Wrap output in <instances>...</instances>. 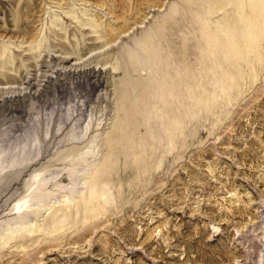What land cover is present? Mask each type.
<instances>
[{
	"label": "rangeland",
	"instance_id": "1",
	"mask_svg": "<svg viewBox=\"0 0 264 264\" xmlns=\"http://www.w3.org/2000/svg\"><path fill=\"white\" fill-rule=\"evenodd\" d=\"M216 2L0 0V264H264V0Z\"/></svg>",
	"mask_w": 264,
	"mask_h": 264
},
{
	"label": "bare ground",
	"instance_id": "2",
	"mask_svg": "<svg viewBox=\"0 0 264 264\" xmlns=\"http://www.w3.org/2000/svg\"><path fill=\"white\" fill-rule=\"evenodd\" d=\"M189 1L190 2H196V3H199L200 1H202V4H200V6H201V8H200V17L203 16L204 12H205V9H206L205 8V6H206L205 2H207V0H189ZM212 1H217L216 2L217 4L224 5V4H228L229 2H231L233 0H212ZM248 1H251L250 4L252 3V0H243L242 4L240 6L241 7V11L240 12L233 11L234 13H232L233 21L231 23V27H233L235 30H241V29L244 30L245 29V26H247V25H246V22H245L244 18L246 16L251 17L252 21L257 23V21H256L257 19L256 18H258L259 8L258 7H252V6L247 8L246 6H244V2H248ZM245 10H246V12H245ZM170 16H171V14L170 15L169 14L166 15L165 19L167 18V19L171 20L172 17H170ZM168 26L164 25V23H160V25H157V26L153 27L151 30H147L144 33V36L142 38H140V40L137 41L136 45L131 50H129V53H128V55H129L128 58L129 59L128 60H130V67H132V66H144V65L150 63V61L152 60V56L151 55L155 56L154 54H157L159 49H158V45L157 44L154 43L153 45H151V44H149V42L147 40H149V38H151V37L153 39H156L157 36H158V33L160 31L168 29ZM248 27L254 28L253 26H248ZM151 50H152V52H150ZM128 63H129V61H128ZM128 66H129V64H128ZM146 66H144V67H146ZM163 77H164V75H163ZM167 88H168V86H167ZM0 103H1V100H0Z\"/></svg>",
	"mask_w": 264,
	"mask_h": 264
}]
</instances>
